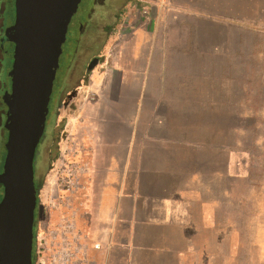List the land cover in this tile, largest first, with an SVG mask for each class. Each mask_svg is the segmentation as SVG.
Here are the masks:
<instances>
[{
	"label": "rangeland",
	"instance_id": "obj_1",
	"mask_svg": "<svg viewBox=\"0 0 264 264\" xmlns=\"http://www.w3.org/2000/svg\"><path fill=\"white\" fill-rule=\"evenodd\" d=\"M113 1L97 0L86 19L92 5L83 0L77 11L81 35L77 40L79 29L71 27L62 46L51 115L34 156L43 205L64 179L77 182V204L94 155L84 144L119 138L101 134L105 125L120 124L118 110L93 114L91 136L84 131L88 123L82 112L99 99H109L108 107L113 103L114 108L117 99H128L119 88L105 96L103 87L109 79L116 85L120 74L114 70L129 62L121 52L128 43L121 39L137 29L153 30L160 71L138 127L154 135L145 132L137 140L167 147L178 190L193 196L195 220L203 222L201 241L209 264H264V0ZM4 3L3 33L14 19L12 1ZM116 12L113 29L103 35ZM4 35L0 32V172L13 51ZM92 57L101 61L87 72Z\"/></svg>",
	"mask_w": 264,
	"mask_h": 264
},
{
	"label": "crops",
	"instance_id": "obj_2",
	"mask_svg": "<svg viewBox=\"0 0 264 264\" xmlns=\"http://www.w3.org/2000/svg\"><path fill=\"white\" fill-rule=\"evenodd\" d=\"M154 33L137 29L121 39L128 43L121 52L129 62L114 70L120 74L117 84L109 79L103 88L105 96L122 89L120 96L128 99H117L115 108L113 103L108 107L109 99H99L82 112L86 136L95 135L89 126L93 114L115 109L121 115L120 124L101 128V134L119 137L114 142L84 144L94 155L80 188L78 225L89 244L99 245L98 250L89 247V264H204V259L209 264L201 241L203 222L195 220L193 196L178 190L167 147L137 140L145 132L154 135L138 127L160 71Z\"/></svg>",
	"mask_w": 264,
	"mask_h": 264
},
{
	"label": "water",
	"instance_id": "obj_3",
	"mask_svg": "<svg viewBox=\"0 0 264 264\" xmlns=\"http://www.w3.org/2000/svg\"><path fill=\"white\" fill-rule=\"evenodd\" d=\"M11 1L14 19L4 33L13 51L4 97L7 136L0 172V264H32L34 156L50 114L62 46L68 30L78 26L77 11L83 0ZM96 63L93 59L86 71Z\"/></svg>",
	"mask_w": 264,
	"mask_h": 264
},
{
	"label": "built area",
	"instance_id": "obj_4",
	"mask_svg": "<svg viewBox=\"0 0 264 264\" xmlns=\"http://www.w3.org/2000/svg\"><path fill=\"white\" fill-rule=\"evenodd\" d=\"M142 14H147L146 8ZM77 182L61 180L58 188L66 194L49 193L44 209L47 221L41 223L34 237L32 264H89V247L98 250L96 243L89 244L76 224V211L70 194ZM54 215V219L51 216Z\"/></svg>",
	"mask_w": 264,
	"mask_h": 264
},
{
	"label": "flooded vegetation",
	"instance_id": "obj_5",
	"mask_svg": "<svg viewBox=\"0 0 264 264\" xmlns=\"http://www.w3.org/2000/svg\"><path fill=\"white\" fill-rule=\"evenodd\" d=\"M111 1L112 3L114 2L113 0H109ZM5 0H0V13H2L3 11H5L6 7H5ZM83 2V1H82ZM91 5L92 7H90L88 10H87V13H86V19H90L91 15H92V11H93V8L95 5H97V0H91ZM107 4H105L106 6ZM101 7V6H99ZM82 10V9H81ZM78 17V16H77ZM108 16H106L107 18ZM119 17V12H116L112 15V19H113V22L111 24H106L103 28V35H106L110 32L111 29H113V25L115 23V21L118 19ZM2 26H3V22L1 21L0 19V30L2 29ZM82 27H83V23H81L79 20H78V26H77V29H79V32L77 33L78 36H77V40L79 39L80 35H81V31H82ZM3 35V31L1 30L0 31ZM12 44V43H10ZM1 57H2V54L0 53ZM93 59H97L95 57H92L90 59L89 62H91ZM101 60L100 59H97V63L96 65L99 64ZM95 65V66H96ZM94 66V67H95ZM8 92V91H7ZM5 106V105H4ZM7 108L5 106V110L2 111V114H5ZM4 112V113H3ZM1 117V116H0ZM34 168H35V163H34ZM34 185H35V188H36V203H35V208H34V215H33V225H32V234H33V237H32V248H31V258H32V249H33V244H34V237H35V234H36V231L38 230V228L40 227L41 223H45L47 221V213L44 209V205L42 203V199H41V196H40V181L36 180L34 178ZM80 188V187H79ZM78 190V186L74 189V191H72V193L70 194V200H71V205H72V208L76 211V224H77V227L80 229L79 225H78V217H79V213H78V204H79V201L77 200V204L74 202V199H73V195L75 193V190ZM0 190L2 191V188L0 186ZM59 190V191H58ZM58 191V192H57ZM57 191L55 193H58V194H66V192L62 191L60 188L57 189ZM51 219H54V215L51 216ZM81 230V229H80Z\"/></svg>",
	"mask_w": 264,
	"mask_h": 264
},
{
	"label": "trees",
	"instance_id": "obj_6",
	"mask_svg": "<svg viewBox=\"0 0 264 264\" xmlns=\"http://www.w3.org/2000/svg\"><path fill=\"white\" fill-rule=\"evenodd\" d=\"M2 130L4 131V128L2 127ZM4 151H5V149H4Z\"/></svg>",
	"mask_w": 264,
	"mask_h": 264
}]
</instances>
